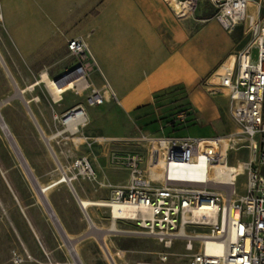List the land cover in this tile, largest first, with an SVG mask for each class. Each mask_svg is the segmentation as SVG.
I'll list each match as a JSON object with an SVG mask.
<instances>
[{
	"label": "rangeland",
	"instance_id": "obj_1",
	"mask_svg": "<svg viewBox=\"0 0 264 264\" xmlns=\"http://www.w3.org/2000/svg\"><path fill=\"white\" fill-rule=\"evenodd\" d=\"M217 12L218 8L210 0H198L194 11L193 8L186 9L182 16L177 15L182 20L193 18L214 20ZM2 16L0 7V27ZM5 16L7 18V14ZM251 17L254 18L255 24L263 21L264 0H250L247 21L238 24L228 33L236 45L234 55L250 49L253 61L256 62L257 50L254 45L256 38L250 25ZM41 24L36 29L39 39L45 37L50 30L46 22ZM198 27L199 24L196 28ZM15 53L18 55L16 51ZM22 60L24 63L28 62L27 59ZM67 62L70 63L69 70H72L78 60L71 57ZM96 71L98 72L93 76V80L105 84L99 68ZM41 76L42 72L30 74L34 82L41 80ZM89 82L92 83L91 80ZM213 82L215 84L203 92L204 96L201 98L203 104H196V108L192 105L191 110L204 107L209 112L211 109L214 113L211 116L213 123L204 116L198 119L195 125L173 135L232 138L235 148L229 152V164L237 166L240 163H247L250 161L251 153L244 147L248 143L239 141L240 126L233 117L230 99L219 89V79H214ZM90 92L91 90H88L82 95H77L75 91L70 90L62 96L63 100L59 103L61 106L53 104L55 96L45 83L22 93L19 83L0 57V116L11 134L10 139L0 124V264H76L69 250L71 244L82 264H114L108 253L115 264H188L191 252L186 249L185 241L176 240L170 248H166L153 238L129 233L136 230L135 224L131 222H119L116 226L118 232H109L112 220L109 210L104 207H93L88 210L96 227L90 229L88 218H85L79 209L71 192L69 194L49 192L63 185L58 183L63 173L60 167L67 170L71 162L77 158H87L96 176L92 181L79 178L73 182V187L77 188L80 196L84 192L94 195L96 201L105 202L111 196L114 187L128 184L131 173L125 166L127 157L137 155L143 160L142 167H147L149 140L159 136L157 133L154 134L158 127L149 126L148 131L141 130L129 114L112 105H106L101 109L90 107L87 104ZM220 97L229 99L227 107L219 103ZM33 98H38V101H32ZM192 99L195 100V96H192ZM79 105L85 107L89 117L86 126L73 135L63 124V116L54 121L53 115ZM38 109L51 125L46 126L43 122L45 127L43 130L49 135L58 133L60 135L53 139L47 137L45 133L46 140L51 139L47 140V143L40 133L39 122L35 123L33 120ZM178 110L169 103L159 108L158 113L161 117L163 112H167L168 117H172L179 113ZM170 130L167 129L166 134H169ZM25 168L27 171L31 169L29 171L31 178ZM36 180L43 185L49 184L44 186L49 188L47 198H56L58 220L64 231H60L55 225L38 196L33 185L38 184ZM79 184L82 185L79 187ZM236 184L238 193L245 194L247 186L245 170L237 177ZM74 189L70 187L73 192ZM62 234L67 237V243Z\"/></svg>",
	"mask_w": 264,
	"mask_h": 264
},
{
	"label": "built area",
	"instance_id": "obj_2",
	"mask_svg": "<svg viewBox=\"0 0 264 264\" xmlns=\"http://www.w3.org/2000/svg\"><path fill=\"white\" fill-rule=\"evenodd\" d=\"M210 1L218 8L214 20L227 32L247 21L250 0ZM250 25L257 61L250 49L243 50L216 74L219 89L228 95L240 126L239 141L248 143L244 147L251 153L250 161L244 163L245 194L237 191L238 172H232L229 180L218 176L217 167L229 164V152L235 148L232 138L162 134L149 140L147 167H142L139 156L127 157L128 184L114 187L109 201L94 202L109 210L112 226L134 223L136 230L129 233L153 238L166 248L176 240L185 241L191 252L188 264H264V19L258 24L251 19ZM68 48L78 62L53 82H74L76 86L70 90L77 95L91 90L87 96L90 107L104 105L108 97L117 100L109 85L99 90L89 82L97 63L87 42L76 39ZM76 115L85 121L78 123L76 132L70 130L73 135L86 126L85 107L76 106L62 118L67 126L66 120ZM62 176L68 179L65 184L73 186L79 178L92 181L96 173L91 162L81 157L74 159ZM103 203L107 205H99ZM116 209L120 214H115Z\"/></svg>",
	"mask_w": 264,
	"mask_h": 264
},
{
	"label": "crops",
	"instance_id": "obj_3",
	"mask_svg": "<svg viewBox=\"0 0 264 264\" xmlns=\"http://www.w3.org/2000/svg\"><path fill=\"white\" fill-rule=\"evenodd\" d=\"M0 7L3 13L0 57L21 91L33 90L43 84L41 80L32 81L31 73H46L50 80H55L69 70L71 67L67 61L71 55L68 44L82 38L97 63L90 77L94 88L102 90L109 85L117 97V100L108 97L105 104L97 109L106 105L121 108L141 130L148 131L147 127L155 126L158 128L154 134L160 135L164 134L162 128L172 118L167 112L160 117L158 109L169 103L175 108L181 105L180 98L185 97L182 104H187L188 110L176 114L174 119L191 115L196 122L205 116L213 123L211 109L209 112L204 107L191 110L192 105L196 108V104L203 102V92L215 84L216 74L234 56L235 42L216 20H182L167 0H0ZM42 22H46L50 30L39 39L36 29ZM20 58L27 59V64ZM98 68L105 84L93 80ZM32 101L37 102L38 98ZM61 102L53 97V104L61 106ZM219 103L227 107L229 99L220 97ZM53 104L51 108L55 111ZM70 109L54 114L53 120ZM33 118L35 123L39 122L42 128L39 130L46 143V136L53 139L60 136L59 133L49 135L43 130V122L46 126L51 125L40 109L36 110ZM163 118L167 119L161 122ZM155 121L158 123L151 124ZM37 183L33 185L38 196L55 225H60L56 198L49 199L40 193L41 186L49 184ZM70 187L74 189L63 183L49 192H71L79 209L90 221L91 216L83 210L80 200L104 201H96L94 195L85 192L80 196L77 188L73 192Z\"/></svg>",
	"mask_w": 264,
	"mask_h": 264
},
{
	"label": "bare ground",
	"instance_id": "obj_4",
	"mask_svg": "<svg viewBox=\"0 0 264 264\" xmlns=\"http://www.w3.org/2000/svg\"><path fill=\"white\" fill-rule=\"evenodd\" d=\"M167 1L170 4V7L173 9V11L176 14H178L179 16H182L186 12V9H192L194 7V5H195V0H188V2H181L179 0H167ZM251 18L254 20L253 17H251ZM40 83H45L47 85V87L52 91V93L55 96L56 100L59 99L62 94L67 93L70 89H72L73 87L76 86V84L74 82H69L66 85H64L65 83L59 85V84L53 82L52 80H50L46 73L42 74ZM30 90H31V88H30ZM21 92H23V91H21ZM84 121H85V118L83 116L76 115V116H71L70 118H68L66 120L65 124L68 126L69 130H71L72 132H76L78 123H82ZM0 124H1V126L3 128V130L6 132L7 137H9L11 139V134L9 133L8 127L2 121L1 116H0ZM47 140L49 141V139H47ZM60 168L62 169V172H63V168L62 167H60ZM244 170H245V165L243 163H240L237 166H233V165H229L228 164L227 166L224 165V166L217 167L218 176L222 177L225 180H229L232 172H234V171L238 172V175H237V177H238L240 175V173H242ZM29 171H27V169H26V172H27L28 176L31 178V176L29 174ZM65 181L68 182V179L64 180V178L62 176V178L58 181V183H62L63 184V183H65ZM48 189L49 188H47V187L41 186L40 193L42 195H44V197H46ZM80 205L83 208V210L86 211V212L90 209V207L97 206L93 201L86 200V199L80 200ZM99 205L105 206L107 204L103 203V204H99ZM47 209L51 213V211H50V209L48 207H47ZM115 214L116 215L120 214V211L116 209L115 210ZM89 222L91 224V228L92 229L96 228L94 223H93V221L90 220ZM109 232L116 233V232H118V230L116 229L115 226H112V228L109 230ZM62 237H63L65 243H67V237L65 235H63V234H62ZM71 242H72V240H71ZM69 250H70L71 255L75 254V252L73 251V244L70 245V249ZM109 255L110 254L108 253V256ZM109 258L115 264V262L113 261L111 255L109 256Z\"/></svg>",
	"mask_w": 264,
	"mask_h": 264
},
{
	"label": "trees",
	"instance_id": "obj_5",
	"mask_svg": "<svg viewBox=\"0 0 264 264\" xmlns=\"http://www.w3.org/2000/svg\"><path fill=\"white\" fill-rule=\"evenodd\" d=\"M181 94L183 95L184 93L182 92ZM180 99H181V101L183 103L186 98L183 97V98H180ZM182 103H181V105H179V106L174 108V109H179L178 110L179 111L178 114H183V113H185L188 110L187 109V104H182ZM174 117L175 116L172 115V117H170V118H172V120H169L166 123V125L162 128L163 133H164L165 136H168V137L175 136L173 134L179 133L181 130L187 129L189 126L196 124V122H194V120L191 119V115H186V116H184L181 119H174ZM166 119L167 118L161 119V122L166 120ZM157 123H158V121H155V122H153L151 124H157ZM151 124H149V125H151ZM167 129H171L169 134H166ZM177 137H179V136H177Z\"/></svg>",
	"mask_w": 264,
	"mask_h": 264
},
{
	"label": "water",
	"instance_id": "obj_6",
	"mask_svg": "<svg viewBox=\"0 0 264 264\" xmlns=\"http://www.w3.org/2000/svg\"><path fill=\"white\" fill-rule=\"evenodd\" d=\"M51 213H52V211H51ZM54 216V215H53ZM56 221V220H55ZM59 224L57 223V226H58ZM58 228H59V230L61 229V231H63V229L61 228V226L59 225L58 226ZM73 256V259H74V261L76 262V264H82L81 263V261L79 260V258H78V256H77V254L75 253L74 255H72ZM110 256V255H109Z\"/></svg>",
	"mask_w": 264,
	"mask_h": 264
}]
</instances>
